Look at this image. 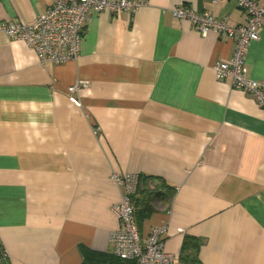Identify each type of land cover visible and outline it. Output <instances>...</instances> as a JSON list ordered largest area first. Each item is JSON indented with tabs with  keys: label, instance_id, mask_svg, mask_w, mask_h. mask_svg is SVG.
<instances>
[{
	"label": "crops",
	"instance_id": "1",
	"mask_svg": "<svg viewBox=\"0 0 264 264\" xmlns=\"http://www.w3.org/2000/svg\"><path fill=\"white\" fill-rule=\"evenodd\" d=\"M51 2L0 0V22H31ZM178 5L246 20L237 0H142L89 14L78 59L43 66L0 32V264L113 254L111 205L125 192L114 174L173 188L141 238L164 225V250L188 264H264V109L215 76L233 42L198 34ZM246 64L264 83V28Z\"/></svg>",
	"mask_w": 264,
	"mask_h": 264
},
{
	"label": "built area",
	"instance_id": "2",
	"mask_svg": "<svg viewBox=\"0 0 264 264\" xmlns=\"http://www.w3.org/2000/svg\"><path fill=\"white\" fill-rule=\"evenodd\" d=\"M142 4V0H52L31 22H0V32L10 38L25 42L37 55L40 65L75 61L80 55L85 23L89 14L108 11L118 14L122 11L133 13ZM237 5L245 12V23L230 26L223 19L214 17L207 10H198L185 5L172 9L176 18L189 22L200 35L209 32L225 34L233 42V53L229 61H217L213 64L215 76L219 79L227 76L232 86L251 94L258 105L264 109V83L248 75L246 53L252 42L260 37L264 28V4L257 0H237ZM85 85V81L81 82ZM79 83L70 86L71 94ZM77 105V98H72ZM97 128H94V132ZM137 175L114 174L113 181L123 184L125 192L121 199L111 205V210L119 221V228L110 233L112 253L117 258L135 261L136 264H188L179 256L164 250L162 235L166 226L159 225L150 229L141 238L134 218L135 204L132 196L136 192Z\"/></svg>",
	"mask_w": 264,
	"mask_h": 264
},
{
	"label": "trees",
	"instance_id": "3",
	"mask_svg": "<svg viewBox=\"0 0 264 264\" xmlns=\"http://www.w3.org/2000/svg\"><path fill=\"white\" fill-rule=\"evenodd\" d=\"M173 188L158 176L146 175L142 178L140 188L136 187V192L132 196L135 204L134 218L138 226L152 212L170 201ZM186 245V243H185ZM196 246V244H193ZM182 259V258H181ZM84 264H136L135 261H126L117 258L113 254L101 253L93 254Z\"/></svg>",
	"mask_w": 264,
	"mask_h": 264
}]
</instances>
